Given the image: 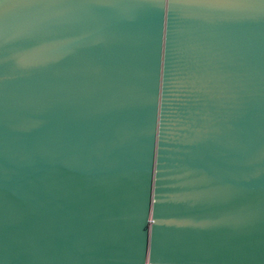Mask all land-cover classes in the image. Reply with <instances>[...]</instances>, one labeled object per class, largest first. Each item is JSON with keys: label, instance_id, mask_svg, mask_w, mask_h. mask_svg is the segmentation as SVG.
Wrapping results in <instances>:
<instances>
[{"label": "water", "instance_id": "95a60500", "mask_svg": "<svg viewBox=\"0 0 264 264\" xmlns=\"http://www.w3.org/2000/svg\"><path fill=\"white\" fill-rule=\"evenodd\" d=\"M0 264H264V0H0Z\"/></svg>", "mask_w": 264, "mask_h": 264}]
</instances>
